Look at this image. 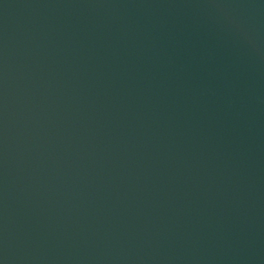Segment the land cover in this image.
<instances>
[{"label": "water", "instance_id": "water-1", "mask_svg": "<svg viewBox=\"0 0 264 264\" xmlns=\"http://www.w3.org/2000/svg\"><path fill=\"white\" fill-rule=\"evenodd\" d=\"M0 264H264V0H0Z\"/></svg>", "mask_w": 264, "mask_h": 264}]
</instances>
